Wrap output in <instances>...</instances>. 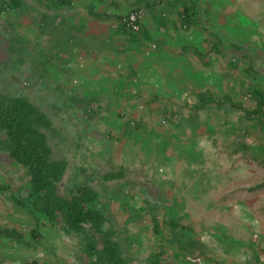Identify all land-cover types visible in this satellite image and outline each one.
<instances>
[{
    "label": "rangeland",
    "instance_id": "rangeland-1",
    "mask_svg": "<svg viewBox=\"0 0 264 264\" xmlns=\"http://www.w3.org/2000/svg\"><path fill=\"white\" fill-rule=\"evenodd\" d=\"M107 1L104 0L105 3ZM192 1L198 2V7L201 8L198 15L200 23L187 30L194 33L211 31L217 34L227 56L237 59L235 68L238 72H236L235 79L232 77V80L236 81V85L240 84L241 91L240 93L236 91L232 97L234 100L242 102L246 107L252 106V101L246 92L251 88L253 80L256 79L258 83L260 82V77H256L254 72L249 77L245 74V70L251 68L257 73L264 72V0ZM119 2L121 3L122 0ZM1 3L9 4V0H0V7ZM50 6L49 1L43 4L39 0H23L20 14L14 11L5 14L0 9V93L28 99L40 107L51 120L52 127L44 132L53 150V159L68 163L67 173L59 189L61 194L67 197L68 189L83 185H88L100 193L101 206L112 208V224L119 233L117 240L128 264H151L152 259L156 256V251L159 252V247L163 244L166 245L165 252L168 253L164 258V263L177 264V261L181 260L178 264H188L182 257V255L185 256V250L181 251V249L186 246L184 249L196 255L200 250L197 238L204 237L206 234L210 236V233L217 241L218 250L231 253L233 250L242 249V256L245 259H247L249 250L253 252V255L260 252L261 261L264 263V187L255 189L257 185L264 183V156L261 151L257 152V145L253 149V155H245V158H253V173L247 174L245 171H252L247 169L243 171L244 176L242 173L235 176V173L232 172V178H225V181L228 182V180L234 181V179L243 177L242 185L245 190L236 192L235 196L229 198L232 193L226 189L220 192L222 200L196 198L195 194L191 192H184L188 196L187 200L183 195L181 198L172 199V203L179 205L182 210V213L176 215L178 221L190 227L192 232L187 233L180 227L179 230H175L173 237H171V233L169 238L163 235L162 243L159 246L154 245L153 240H156L158 236L154 234L152 217L157 215L160 208L164 210L165 207L167 209L171 205L169 198L164 196L166 192L161 189L170 187L172 184L175 185V182H184L185 174L198 173L197 169L202 161L210 163V161H219L226 157L236 160L240 159V156L235 155L232 141H224L222 145L213 146L210 151L203 152L204 155L200 152L194 155L195 148L191 150L189 147L185 151H174V156H172L173 154L167 148L163 150L162 147L165 146L160 145V141L156 142V140L163 139L171 129H175L176 119H169L167 124L153 119L152 127L148 128L149 133L144 131L137 134L135 132L130 136L129 133H132V130L129 129L125 134L123 125L129 121L137 120L133 118L128 120L129 112H118L120 104L116 100L126 99V93L123 96L111 93V97L103 102L100 100L103 98L99 97L101 94H97V85H95V89H91L86 84L78 83L74 87L73 82L68 83L69 79L74 80L73 76L79 79L81 75L85 74L77 73L75 70L79 59L78 54L84 56L87 49L95 46L96 50H99L94 55L98 56L101 52L100 49H106L105 44L100 45L102 43L92 35L86 38L79 37L80 34L83 36L90 29L85 21L77 24L81 28V32L77 33V38L68 39L66 36H71V34L66 31L62 33L58 31L60 24L51 27V31L43 32L41 26H45L43 23L47 20L45 17L49 18L55 12L48 9ZM95 6L99 7L97 1ZM77 10L78 8L71 14ZM110 10L111 8L107 9V11ZM126 11L125 9L119 10V12L111 11L109 14L121 13L125 15ZM68 12H70L68 9H64L58 14L62 13V18H64ZM115 24L117 23L115 22ZM172 25L173 23L170 22L169 27L173 34ZM65 27H70V24L66 25L65 23ZM72 27H75L74 24ZM208 35L207 39L211 38ZM207 39L205 35L203 39L198 38L195 41L199 40L201 44H205L206 50H208L212 43L210 44ZM79 49L84 53L78 51ZM207 61L213 65L215 60L210 57ZM225 61L227 60L225 59ZM189 64L192 66L191 62ZM224 64L225 62H223V66ZM205 65L206 67H204ZM204 66L202 68L212 67L207 64ZM230 69L233 70V66L219 68L218 71L225 72ZM207 76V73L200 76L201 84L205 89H211L214 87L213 82L209 84L203 79ZM209 77L210 81H214L217 75L210 73ZM168 85L171 86L168 87V91L176 93L165 94L163 93L165 89L158 87L156 89L164 106L178 108L181 111L183 105L188 103L187 101L199 99L198 90L191 81L177 75L176 71L170 77ZM216 87L220 88V86ZM61 88L69 89L70 95L79 91L85 92L87 97L94 101L90 103L86 101L72 102L68 99L65 102L67 95L65 96V92ZM227 90H232L231 84L227 85ZM111 98L112 100H109ZM136 99L138 97L134 98V101ZM153 104L152 98H149L148 105L151 106V112ZM113 109L114 111H112ZM133 109L134 107L130 106L128 111ZM209 113H213V110H209ZM231 113L236 119L240 116L239 111ZM208 115L206 114L204 119L210 118V122L207 120L205 124L207 127L210 126L212 120L216 122V119L208 117ZM110 118L112 122L114 120L111 129L109 128ZM118 123L122 127H117ZM241 123L237 124V129H243L244 124ZM246 126L249 127V130L252 129L251 124H246L244 127ZM142 128L144 125L137 129L141 131ZM246 138L254 142L257 134L252 130V133L248 134ZM215 149H223V151L211 154ZM177 160L188 163V167L183 172L178 173V170L175 169ZM245 161L250 162L248 159ZM231 164L230 161H227L225 168L230 169ZM81 168L84 169V174H81ZM249 168L252 169V167ZM111 173H123L124 176L118 180L107 181L105 176ZM246 178L248 180H245ZM0 182L10 184L15 192L30 189L26 169L17 166L4 153H0ZM147 193L149 194L148 199H146ZM145 201L149 204L146 205ZM164 201H168V203ZM185 201L190 203L188 207L194 205L192 201L198 203L197 205L203 203L210 205L212 213L201 215V205L185 209ZM134 205L141 209L131 212V215L128 216L127 210L123 208H133ZM17 210L19 209L12 203L10 194L0 192V227L23 229L20 222H17V219L20 220ZM185 210L194 213L187 214ZM158 217L165 220L172 216L159 215ZM23 224L26 228V240L29 242L30 232L27 230V225ZM62 236V248L59 247L57 252L64 253L65 257L64 259L58 257L59 262L54 259L51 264H87L88 259L84 253L85 246L82 238L76 235L63 234ZM53 248L54 246L51 244L49 250ZM172 252L179 259L174 260ZM201 257L204 260L207 258L205 255H201ZM0 264L21 263L3 259Z\"/></svg>",
    "mask_w": 264,
    "mask_h": 264
},
{
    "label": "crops",
    "instance_id": "crops-1",
    "mask_svg": "<svg viewBox=\"0 0 264 264\" xmlns=\"http://www.w3.org/2000/svg\"><path fill=\"white\" fill-rule=\"evenodd\" d=\"M96 1L100 5L98 8L95 6ZM119 1L121 0H108L105 3L104 0H74V8L70 9V12L65 14L64 18H62L63 12L58 14V12L61 11L54 12V15L49 18L47 16L45 17L47 18L46 21L49 23L60 24L63 20L68 22L70 27L59 28L61 33L66 31L68 34H71V36H66L68 39L77 38V33L81 32V28L77 24L81 23V21H85L88 26H90V29L83 34V36H80V34L79 37L86 38L87 36L92 35V37L98 39L102 43L100 45L105 44L106 49H100L101 52L98 56L94 55V53L99 50H96L95 46L91 47L92 49H87L85 53L81 49L78 50L85 55L82 56L81 54H78L79 59L77 60L78 64L75 70L77 73L80 72L85 74L81 75V78L79 79H76L75 76L72 75L74 80L69 79L68 83L70 84L73 82L74 87L78 83L86 84L91 89H95V85H97V94H101L99 97L103 98L100 99L103 100V102H106L107 98L111 97V93H117L119 96H123L126 93V99L116 100L120 104V109H117H119L118 112H129L128 120H131L130 118L137 119L134 124L130 125L132 133H135L134 130L143 125L144 128H142L141 131L149 133L148 128L150 126L152 127L153 119H158L162 121V123L164 121L168 123L169 119H176L175 129H171L163 139L156 140V142L160 141L159 144L165 146L162 147V149L166 150L167 148L173 154L172 156H174V151H185L189 147L191 150L192 148H195L201 152H208L213 146L222 145L224 140H222L220 134L223 133V130L211 126L213 123H210L209 127L205 125L206 123H203L206 118L205 111L199 110L198 113H192V106L197 104V100H191L190 102L187 101L188 103L183 105L182 110L179 111L178 108L164 106L162 104L163 100L159 97L157 94L158 91L156 90L158 87L160 89H165L163 91L165 94H170L171 92L176 93L175 91H168V87H171L168 85L169 79L174 75L175 71L177 75L183 76L185 79L191 81L192 85L198 90V96L205 91L204 86L201 84L200 76L202 77L203 73H207V78L203 79L209 84L211 82L209 77V71L211 69L208 67H202L204 64L208 63L205 57L207 54L211 56L212 60H215V55L208 53L205 44H201L199 40L195 41L198 38L203 39V36H200L198 33L183 30L178 25V17L181 12V9H178V7H182L187 0H165L162 3L158 2V5L153 9L148 10L142 23L144 33L142 37L137 40L136 44H132L131 40L122 33L117 27V24H115V22H118L119 17L125 16L133 9L135 6V0H122L121 3ZM152 2H154V0H152ZM220 5L223 4L220 3ZM76 8H78V10L71 14ZM108 8H111V10L107 11ZM124 9L127 10L125 15L121 13H117L116 15L109 14L111 11L119 12V10ZM163 20L166 23H164ZM170 22L173 23V34L169 27ZM72 24H74L75 27H72ZM49 29L50 28L47 27V30ZM45 30L46 29L44 28L43 32ZM89 32L91 33L89 34ZM151 44L156 45V49L152 53L150 51L148 55L147 51ZM200 53L205 58L202 57ZM95 59H97V62H95ZM222 60L223 59L219 57L214 61L215 64L214 62L213 64L218 65V62H221ZM189 62L192 63V66H190ZM204 67H206V65ZM236 72L238 71L233 67V70L230 69L229 71L215 73L217 78L214 80V84H218L220 88H217V85L213 84L214 90H217L216 92L218 93L221 92V94L224 93L227 95L228 93L231 96L232 94L235 95L236 81H233L232 77L235 79ZM221 75H223V77H221ZM68 83L67 86L69 85ZM229 84L232 86L231 91L227 90V85ZM179 85L182 86L181 83H179ZM238 87L241 89L240 84H238ZM61 89L65 92V96L67 95L65 102H67L66 100L68 99L72 102L86 101L90 103L94 101V99L88 98L85 92L79 91L70 95V90L68 88H66L68 90H65V88ZM237 92L240 93V90H237ZM136 97H138V99L134 101V98ZM149 98H153V113L150 111L151 106L147 105L149 103ZM109 100H112V98ZM130 106L134 107V109L128 111ZM112 111H114V109ZM123 118H126V116H123ZM113 123L114 120L112 122V119L110 118V129L112 128ZM128 123L132 122L129 121ZM125 125L123 126L126 129L127 126ZM120 126L122 127L121 124ZM120 126L118 123L117 127L120 128ZM125 129L124 133L126 134L127 131ZM141 131L137 130L136 132L137 134H140ZM132 133L129 134L132 135ZM215 150L223 151V149ZM231 160L225 158L219 161H210V163L202 161L200 167L197 169L198 173L192 172L191 174H185L183 177L184 182H175L173 187L168 186L162 188L161 191L166 192L164 196L169 198V204L171 202V205L167 209L165 207L164 210L160 208L157 211V215L172 217L166 218L165 220L158 217L159 220L163 221V223H169L172 218L178 221L176 215L182 213V210L179 205L172 203V199H176V197L179 198L177 196L178 193L182 192L183 197L186 200L188 196L185 195L184 192L194 193L196 198H217L222 200L223 198L221 197L220 192L225 191L226 189L228 192L232 193L229 195V198L235 196L236 192L245 190L243 187L244 185H242L244 181L243 177L234 179L235 182L231 180L226 182L225 178H232V172L235 173V176H237L238 173L243 174V171L247 169L252 170L250 172L245 171L247 174L253 173V162ZM227 161L232 163L230 169L225 168ZM186 163L187 162H182L181 160L176 161L175 169L178 170V173L183 172V170L188 167V163ZM249 167H252V169ZM245 180H248V178ZM183 184L185 185L183 186ZM164 202L168 203V201ZM192 202L194 205L188 207L190 203L188 204L185 201V209H191L194 208L193 206L196 207L201 205V215H210L212 213V211L209 210V205L205 203L197 205L198 203L195 201ZM140 209L141 207L137 206L133 211H138ZM17 212L20 219L24 217L23 215H25V213H22L19 210H17ZM127 213L129 216V209H127ZM185 213L193 214L194 212L185 210ZM123 214L126 215V213ZM128 220L127 217V221ZM162 228L160 235H158V240H153L155 246L162 243L163 235L167 238L170 237V233L171 237L175 235V231H168V227ZM44 231L47 233V235L43 234L45 235V241H43L41 245L30 250L23 248L21 245L18 246L15 244V246H11L9 242L4 241L6 246H3L2 243L0 244V251L2 252V257L0 258L9 261L14 260L11 258H14L15 256V262H20L21 264L34 261H38L40 264H50L54 259H58V257L64 259L65 254L57 252L59 247L62 248L61 240H63V236H61V233H57L49 228H46ZM208 235L209 234H206L204 237L197 238L198 244L200 245V250L197 254L207 256L205 264H253L252 251H248L247 259L242 256V249L233 250L231 253H226L227 251L225 250L220 251L218 250L216 239L211 233L210 236ZM51 244L54 246L53 249H55V252H53V249L49 250ZM160 247L165 252L166 245L163 244V246ZM167 255L168 253L165 254L164 258L167 257ZM164 258L162 259L163 263L165 261ZM172 258H174V260L177 259L175 253L172 254ZM178 262H181V260H178L177 264Z\"/></svg>",
    "mask_w": 264,
    "mask_h": 264
},
{
    "label": "trees",
    "instance_id": "trees-1",
    "mask_svg": "<svg viewBox=\"0 0 264 264\" xmlns=\"http://www.w3.org/2000/svg\"><path fill=\"white\" fill-rule=\"evenodd\" d=\"M39 1H42L43 4L49 1L51 5L49 9L55 12L74 8V0ZM164 1L165 0H154V2H152V0H135L133 9L142 10L143 8L145 12H147L158 5V2L162 3ZM22 4L23 0H9V4L1 3L0 9L1 12L5 14H9V11L20 14ZM45 6L47 5L45 4ZM178 9H181L178 17V25H180L183 30H189L190 27L200 23L198 15L201 8L198 7V2L187 0L186 3L183 4L182 7H178ZM163 22L166 23L164 20ZM65 23L66 25L69 24L63 20L60 23V28L65 27ZM44 25L45 26H41V28H45L46 30L44 32H46L51 31V27H54L56 24L45 21ZM125 25L126 24L122 23L121 26L120 22L118 26L119 30L131 40L132 44H136L137 40L142 37L144 33L143 28L141 27L140 34L137 35L129 32ZM47 27L50 29L47 30ZM198 34L203 37L206 35V39L209 34L208 36L211 38L207 40H209L212 45L211 48L208 49V53L215 55V61L219 57L223 59L221 61L222 63L218 62V65H214L215 62L213 65L209 62L207 63L209 67L212 66L209 71L211 74L218 73L219 71L217 70L219 68L227 66L236 67L237 59L227 56L223 49V43L221 39L216 36L217 34L211 31L203 33L198 31ZM200 55L204 57L201 53ZM209 56V54L205 56L207 60L211 57ZM225 59L227 61H225ZM223 62H225L224 66ZM253 72L256 77H260V82L258 83L256 79L253 80L251 88L246 92L247 96L250 95L252 106L246 107L242 102L234 100L230 94L218 93L213 87L211 89H205V91L199 94L197 104L192 106V113H198L199 110H201L205 111L207 115L209 114L208 117L216 119V122L212 120V126L223 130V133L220 134L222 140L232 141L233 147L235 148V155L240 156V159H236V161H245L247 159L252 161L253 158H245V155H253V149L256 145L258 146L257 152L260 153L261 151L264 156V72L257 73L251 68L245 70V74L249 75V77H251V73ZM211 82L214 84V81L211 80ZM214 85L219 86L218 84ZM211 109L213 113H209ZM235 111L240 112V116L237 119L234 118V114L231 113ZM207 120L210 122V118ZM207 120H204L203 123L205 124ZM238 123L244 124V126L246 124H251L252 129L249 130L247 126H243V129H237ZM125 126H127L126 131H129L131 128L130 124L126 123ZM51 127V120L42 112L40 107L34 105L24 97H15L0 93V153H4L8 156L17 166L26 169L30 186L28 191L21 190L20 192H15L10 184L0 182V192L10 194L12 203L18 207L20 212L25 213V215H23L24 217L20 220L17 219V222H20L23 229H4V227H0V244L2 243L3 246H6L4 243L5 241L9 242L11 246H15V244L18 246L21 245L23 248L30 250L41 245V243L45 241L44 236L47 233L44 230L49 228L57 233H61V236L65 234L67 236L76 235L81 237L85 246L84 253L88 259L87 264H128L123 257L121 246L117 240L119 233L112 224V208H103L101 206L100 193L88 185H83L68 189L67 197L61 194L59 189L67 173L68 163L66 161H55L53 159V150L44 132V130H48ZM252 130L257 134V138L254 142L246 138L248 134L252 133ZM134 132H136V129ZM194 152H196L194 155L199 152L203 154V152L196 149ZM218 152V150H215L211 152V154H218ZM224 155L226 156L225 152ZM202 158L204 159L205 157L203 156ZM226 159L231 160L229 157H226ZM80 170L81 174H84V169L81 168ZM123 176V173H111L106 175L105 179L107 181H114L121 179ZM263 187L264 183L257 185L255 189ZM182 195V193H178L177 196L181 198ZM148 197L149 194L147 193L146 199H148ZM145 204L148 205L149 203L145 201ZM135 207L137 206L134 205L133 208L123 209H129L131 215ZM152 219L154 234L157 236L160 235V231L163 229L162 227H168L171 232L178 228L180 229V227L186 232H192L191 228L181 226V223L173 218L169 223H163V221L159 220L157 215L152 217ZM23 223L27 225V230L30 232L29 242L26 240V228ZM42 232L45 235H43ZM185 247H183V249L180 248L181 251L185 250V256L182 255V257L188 264H192L187 261V256L191 255V253L184 249ZM159 249L160 251H156V256L152 259L151 264H165L162 259L166 253L161 247H159ZM1 255L2 252L0 251V257H2ZM176 258L179 257L176 256ZM2 259L3 258H0V261ZM11 259L15 261L16 257L14 256V258ZM253 262L254 264H264L261 261L260 252L253 255ZM26 264L40 263L34 261L30 263L27 262Z\"/></svg>",
    "mask_w": 264,
    "mask_h": 264
},
{
    "label": "built area",
    "instance_id": "built-area-1",
    "mask_svg": "<svg viewBox=\"0 0 264 264\" xmlns=\"http://www.w3.org/2000/svg\"><path fill=\"white\" fill-rule=\"evenodd\" d=\"M143 16H144V11L137 10L131 13L130 16L124 21V23L127 25L129 30H131L134 33H138L140 31L139 22L142 20ZM187 260L192 264H202V260L198 257L189 256Z\"/></svg>",
    "mask_w": 264,
    "mask_h": 264
},
{
    "label": "clouds",
    "instance_id": "clouds-1",
    "mask_svg": "<svg viewBox=\"0 0 264 264\" xmlns=\"http://www.w3.org/2000/svg\"><path fill=\"white\" fill-rule=\"evenodd\" d=\"M100 6V5H99ZM138 9H132L128 14H126L125 16H121V17H119V20H118V22H117V27L120 25V22H121V26H122V23H124V21L130 16V14L131 13H133V12H135V11H137ZM142 10L144 11V16H143V18H142V20L139 22V26H140V31H141V27H142V23H143V21H144V19H145V17H146V12H145V9H143L142 8ZM125 24V23H124ZM126 26V29L129 31V32H131V33H134V32H132L131 30H129V28L127 27V25H125ZM140 31L138 32V33H134V34H140ZM155 49H156V45H154V44H151L150 45V48H149V50L147 51V54L149 55V53H150V51H151V53L152 52H154L155 51ZM239 84V83H238ZM238 84L236 85V90H235V92L237 91V87H238ZM238 90H240L239 89V87H238ZM241 91V90H240ZM249 97H250V95H249ZM132 123H129L130 125L131 124H134L135 122H136V120L134 121H131ZM163 123H165V124H167V122L166 121H164ZM131 127V126H130ZM134 127V126H133ZM137 130H139V129H136V131ZM142 132V131H141ZM104 134H106V133H104ZM134 133H132V135H133ZM109 136V135H108ZM131 136V135H130ZM178 222H180V221H178ZM181 226H184V227H187V228H190V227H188V226H186V225H184V224H182L181 223ZM10 229H17V228H10ZM188 233V232H187ZM63 235V234H62ZM157 236V235H156ZM189 256H194V257H198V258H200L201 260H202V264H205V260H204V258H202L201 257V255H198V254H191V255H188L187 256V258L189 257ZM188 261V260H187Z\"/></svg>",
    "mask_w": 264,
    "mask_h": 264
}]
</instances>
